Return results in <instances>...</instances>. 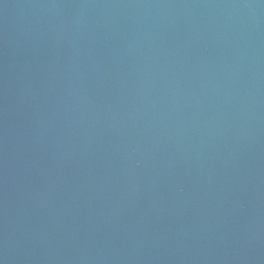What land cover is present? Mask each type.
<instances>
[{"label":"water","instance_id":"water-1","mask_svg":"<svg viewBox=\"0 0 264 264\" xmlns=\"http://www.w3.org/2000/svg\"><path fill=\"white\" fill-rule=\"evenodd\" d=\"M0 264H264V0H0Z\"/></svg>","mask_w":264,"mask_h":264}]
</instances>
